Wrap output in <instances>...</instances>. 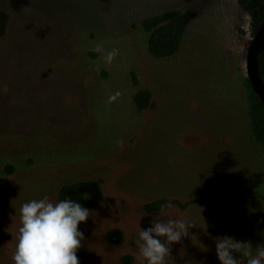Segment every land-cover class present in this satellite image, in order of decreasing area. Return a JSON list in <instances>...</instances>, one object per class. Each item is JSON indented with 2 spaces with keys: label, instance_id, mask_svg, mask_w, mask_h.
I'll return each mask as SVG.
<instances>
[{
  "label": "rangeland",
  "instance_id": "374dc122",
  "mask_svg": "<svg viewBox=\"0 0 264 264\" xmlns=\"http://www.w3.org/2000/svg\"><path fill=\"white\" fill-rule=\"evenodd\" d=\"M171 10L180 41L152 56L141 21ZM1 13L0 264H13L21 205L44 196L92 212L80 264H140L134 241L161 215L145 209L158 199L190 201L162 214L193 226L172 245L174 264H220L219 236L255 254L264 151L242 81L252 17L237 0H0Z\"/></svg>",
  "mask_w": 264,
  "mask_h": 264
},
{
  "label": "clouds",
  "instance_id": "9594fccd",
  "mask_svg": "<svg viewBox=\"0 0 264 264\" xmlns=\"http://www.w3.org/2000/svg\"><path fill=\"white\" fill-rule=\"evenodd\" d=\"M93 50L104 52L102 45ZM118 54L119 50L113 48L102 58L106 64H111ZM119 96L117 91L108 101L114 102ZM171 207L170 202L161 204V215L151 218L150 226L138 231L134 242L140 264H174L172 245L187 237L193 226L183 219L163 216ZM91 213L67 196L58 201L44 196L23 203L18 211L19 227L11 255L13 264H80L77 252L85 237L79 225L86 222ZM214 243L220 264H264V244L257 245L253 254L251 242L237 241L230 236L215 237ZM235 254H239V258Z\"/></svg>",
  "mask_w": 264,
  "mask_h": 264
},
{
  "label": "trees",
  "instance_id": "16d2710c",
  "mask_svg": "<svg viewBox=\"0 0 264 264\" xmlns=\"http://www.w3.org/2000/svg\"><path fill=\"white\" fill-rule=\"evenodd\" d=\"M252 17L251 36L259 27L264 17V0H237ZM6 15L0 14V39L4 35ZM142 28L149 33L148 52L155 57L170 55L180 41L183 32V18L179 10L166 11L162 14L145 18L141 21ZM260 75L264 80V52L258 56ZM243 86L247 90L248 120L250 131L257 143L264 151V109L258 95L251 89L248 78L243 77ZM150 92L147 89L139 90L133 96V102L137 110H143L148 106ZM72 186L63 187L65 191ZM175 203L184 208L190 201L181 203L176 199H158L145 205L147 211L159 210L161 204Z\"/></svg>",
  "mask_w": 264,
  "mask_h": 264
},
{
  "label": "water",
  "instance_id": "95a60500",
  "mask_svg": "<svg viewBox=\"0 0 264 264\" xmlns=\"http://www.w3.org/2000/svg\"><path fill=\"white\" fill-rule=\"evenodd\" d=\"M261 52H264V17L248 44L245 57L246 77L264 109V80L260 75L258 64V56Z\"/></svg>",
  "mask_w": 264,
  "mask_h": 264
}]
</instances>
